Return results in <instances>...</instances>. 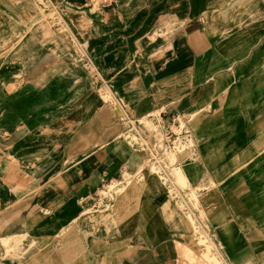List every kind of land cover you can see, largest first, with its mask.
<instances>
[{
  "label": "crops",
  "instance_id": "obj_1",
  "mask_svg": "<svg viewBox=\"0 0 264 264\" xmlns=\"http://www.w3.org/2000/svg\"><path fill=\"white\" fill-rule=\"evenodd\" d=\"M53 1L43 0L44 10L63 18L66 30L39 23L44 15L33 0L13 8L0 0L13 16L0 22V65L17 64L22 74L11 91L17 72L3 71L0 79V228L9 232L0 238L23 233L39 247L20 262L0 258V264H96V252L119 256L108 264H175L172 245L170 263L158 255L162 244L137 249L130 260L121 257L126 243L96 248L94 241L110 232L107 217L102 227L96 226L100 217L86 218L83 232L72 225L103 178L116 179L128 167L132 155L116 141L128 119L166 107L161 122L171 127L178 115L203 110L217 94L213 78L229 75L220 71L218 55L232 39L222 40L225 22L214 17L232 0H114L111 9L95 2L94 11L84 6L87 0ZM159 23L178 30L152 35ZM97 79L120 100L119 113L94 99ZM96 143L104 145L79 153ZM68 150L76 162L64 167ZM47 227L53 228L49 236ZM84 240L91 242L86 248Z\"/></svg>",
  "mask_w": 264,
  "mask_h": 264
},
{
  "label": "rangeland",
  "instance_id": "obj_2",
  "mask_svg": "<svg viewBox=\"0 0 264 264\" xmlns=\"http://www.w3.org/2000/svg\"><path fill=\"white\" fill-rule=\"evenodd\" d=\"M2 1L13 8L23 0ZM42 1L33 0L44 15L39 23H49L52 29H58L54 30L57 32L66 30L64 19L56 16L53 10L46 13ZM95 2L98 0H87L84 6L92 11L97 5L104 9ZM3 6L5 4L0 3V22L10 21L13 16H7ZM214 18L225 22V31L220 35L222 40L232 39L222 45L218 55L220 71L229 75L220 73L213 78L217 94L208 100L207 107L185 116L178 115L171 127L163 126L161 122L160 113L166 112V107L162 112H152L137 121L128 119V128L121 139L116 140L122 141L120 150L132 155L127 171L121 173L124 183L120 181L121 175L107 181L103 178L92 201L87 204L90 209L87 205L83 208V211L89 210L88 213L82 214L78 223L72 225L74 230L81 232V223L86 218L100 217L96 226L102 227L101 218L107 217L104 229L110 232L104 240L94 241L96 248H102L103 243L107 247L110 244L111 248L126 243L128 252L121 257L130 260L135 250L146 251L162 244L158 255L170 263L169 256L172 255L167 245L175 247V241L186 245L187 237L191 235L199 261L205 260L204 256H212L218 264H264V157H259L254 164L255 156L264 155V152L259 153L260 149L264 151V0H232L216 11ZM161 24L152 35L167 36L178 30L161 28ZM81 28L85 29L84 26ZM17 67V64L11 68L0 65V79L5 76L1 72H17ZM16 75L9 84V91L22 82L20 71ZM93 90L94 99L102 107L119 111L120 100L111 88L97 79ZM203 119H206V128L201 127ZM102 145L104 143L86 144L79 153ZM226 147L229 151L222 152ZM169 151L173 152V157L169 156ZM72 156L68 150L64 167L76 162ZM175 169L184 173L191 187L177 181L173 175ZM112 181L122 182L124 186L118 188H123L109 189ZM99 189H108L106 192L110 193L102 196ZM193 191L196 197L191 196ZM165 199L172 207L183 209L182 213L176 211L179 231L161 219L159 204ZM191 217L196 229L189 235L191 231L185 229L184 224ZM7 230L0 228V237L8 234ZM52 230L47 227L48 236ZM70 230V227L64 228L63 232ZM120 233L126 236L122 238ZM80 236L86 239L82 234ZM64 242V247L69 246L70 241L64 239ZM86 243L91 242L82 241L83 248L89 246ZM7 246L0 242L1 259L20 262L26 257L21 253L13 257ZM174 258V263L180 264L176 250ZM114 261L119 262L118 255L107 257L96 252V264Z\"/></svg>",
  "mask_w": 264,
  "mask_h": 264
},
{
  "label": "bare ground",
  "instance_id": "obj_3",
  "mask_svg": "<svg viewBox=\"0 0 264 264\" xmlns=\"http://www.w3.org/2000/svg\"><path fill=\"white\" fill-rule=\"evenodd\" d=\"M263 152H264L263 149L259 150V153H263ZM168 154L170 157H173L172 151H169ZM255 157L256 158L254 160V164H257L259 157H264V155L255 156ZM173 172H174L173 173L174 177L177 179V181L181 185L186 186V187H191V183L185 177L184 173L181 172L180 169H175ZM123 176L124 175L122 174L120 177V181L123 180V183H124L125 179ZM166 179H168V181L169 180L171 181V179H169V177L167 175H166ZM121 185H122V182L116 183V182L112 181L108 185V187H110L109 189L121 190L123 187L118 188ZM122 186H124V185H122ZM107 190L108 189H106V190L99 189V193H101L102 196H106L105 195L106 193L107 194L110 193V191L106 192ZM191 196L196 197V194L194 191L191 193ZM87 206L89 207V205H87ZM159 207H160L161 219H163L167 223L168 226H171L174 229H176L177 231H179L176 211L178 210L179 213H180V211L182 213L183 209H179L175 205H173V207H174V209H173L172 203L167 199H165L163 202H161L159 204ZM89 209H90V207H89ZM88 211L89 210H84L81 214L88 213ZM185 225H186L185 229L189 228V230L191 231V232H188L189 235L193 234L195 229H196V228H194L196 226V224H195V221L193 220V217H191L190 220L188 221V223L186 222V224H184V226ZM24 239H25V235L23 233H19V234L14 233L12 235H8V236L0 238V242H2L3 245H5V246L8 245L6 247V249L11 250V252L13 253V255H12L13 257H15L16 255H18L20 253L26 254L25 256H27V254L30 253L31 251H37L39 249V247L37 246L35 241H32V240L25 241ZM186 241H187L186 245L182 244L178 241H175V250L177 251L178 258H179V260H177L178 263H180V264H218L219 263V261L212 256H204L205 260L199 261V258L196 255L194 248H193L194 242H195L193 240V237L190 235L189 237H187ZM21 246H24V247L22 248Z\"/></svg>",
  "mask_w": 264,
  "mask_h": 264
},
{
  "label": "built area",
  "instance_id": "obj_4",
  "mask_svg": "<svg viewBox=\"0 0 264 264\" xmlns=\"http://www.w3.org/2000/svg\"><path fill=\"white\" fill-rule=\"evenodd\" d=\"M98 4L104 9H111L114 6V0H98Z\"/></svg>",
  "mask_w": 264,
  "mask_h": 264
}]
</instances>
